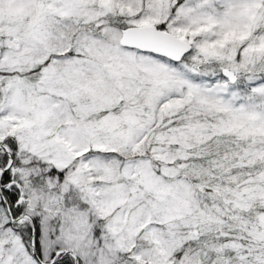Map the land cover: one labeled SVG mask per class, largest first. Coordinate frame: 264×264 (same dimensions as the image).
Here are the masks:
<instances>
[{
  "label": "snow or ice",
  "instance_id": "snow-or-ice-1",
  "mask_svg": "<svg viewBox=\"0 0 264 264\" xmlns=\"http://www.w3.org/2000/svg\"><path fill=\"white\" fill-rule=\"evenodd\" d=\"M0 264H264V0H0Z\"/></svg>",
  "mask_w": 264,
  "mask_h": 264
}]
</instances>
